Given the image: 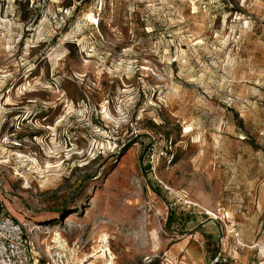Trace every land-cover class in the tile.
Returning <instances> with one entry per match:
<instances>
[{
    "label": "rangeland",
    "instance_id": "374dc122",
    "mask_svg": "<svg viewBox=\"0 0 264 264\" xmlns=\"http://www.w3.org/2000/svg\"><path fill=\"white\" fill-rule=\"evenodd\" d=\"M99 1L0 0L27 264H260L264 0Z\"/></svg>",
    "mask_w": 264,
    "mask_h": 264
},
{
    "label": "built area",
    "instance_id": "2783aa9c",
    "mask_svg": "<svg viewBox=\"0 0 264 264\" xmlns=\"http://www.w3.org/2000/svg\"><path fill=\"white\" fill-rule=\"evenodd\" d=\"M101 0L99 8H101ZM236 236L238 234L236 233ZM27 232L25 225L9 216H0V264H27L25 255V245L27 242ZM243 244L237 238L233 246L234 252H239ZM230 254L218 253L213 258L216 262H226ZM260 264H264V256Z\"/></svg>",
    "mask_w": 264,
    "mask_h": 264
},
{
    "label": "trees",
    "instance_id": "16d2710c",
    "mask_svg": "<svg viewBox=\"0 0 264 264\" xmlns=\"http://www.w3.org/2000/svg\"><path fill=\"white\" fill-rule=\"evenodd\" d=\"M218 263H220V262H218Z\"/></svg>",
    "mask_w": 264,
    "mask_h": 264
}]
</instances>
